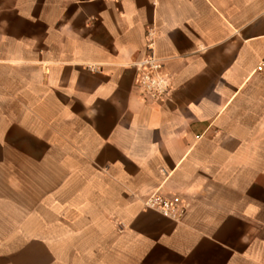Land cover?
<instances>
[{"label": "crops", "instance_id": "1", "mask_svg": "<svg viewBox=\"0 0 264 264\" xmlns=\"http://www.w3.org/2000/svg\"><path fill=\"white\" fill-rule=\"evenodd\" d=\"M262 61L264 0H0V264H264Z\"/></svg>", "mask_w": 264, "mask_h": 264}, {"label": "built area", "instance_id": "2", "mask_svg": "<svg viewBox=\"0 0 264 264\" xmlns=\"http://www.w3.org/2000/svg\"><path fill=\"white\" fill-rule=\"evenodd\" d=\"M148 36L151 37V33ZM147 48L151 54L136 66L139 75V91L146 98H166L172 88L170 79L162 74V65L153 54L154 43L152 40H150ZM256 71L264 73V61L259 64ZM143 204L145 208L178 223L182 222L190 209V204L176 195L156 193L145 199Z\"/></svg>", "mask_w": 264, "mask_h": 264}]
</instances>
